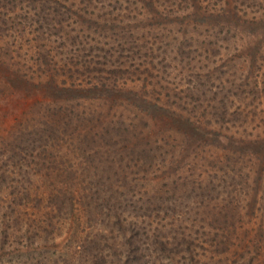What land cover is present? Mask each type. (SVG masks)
<instances>
[{"label": "rangeland", "instance_id": "1", "mask_svg": "<svg viewBox=\"0 0 264 264\" xmlns=\"http://www.w3.org/2000/svg\"><path fill=\"white\" fill-rule=\"evenodd\" d=\"M0 264H264V0H0Z\"/></svg>", "mask_w": 264, "mask_h": 264}]
</instances>
